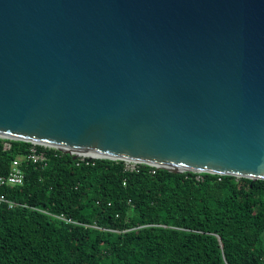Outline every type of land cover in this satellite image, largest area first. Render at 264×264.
<instances>
[{"label":"water","instance_id":"obj_1","mask_svg":"<svg viewBox=\"0 0 264 264\" xmlns=\"http://www.w3.org/2000/svg\"><path fill=\"white\" fill-rule=\"evenodd\" d=\"M0 138L264 180V0H0Z\"/></svg>","mask_w":264,"mask_h":264},{"label":"trees","instance_id":"obj_2","mask_svg":"<svg viewBox=\"0 0 264 264\" xmlns=\"http://www.w3.org/2000/svg\"><path fill=\"white\" fill-rule=\"evenodd\" d=\"M4 141L0 175L31 146ZM21 169L0 185V264H264V180L62 152Z\"/></svg>","mask_w":264,"mask_h":264},{"label":"built area","instance_id":"obj_3","mask_svg":"<svg viewBox=\"0 0 264 264\" xmlns=\"http://www.w3.org/2000/svg\"><path fill=\"white\" fill-rule=\"evenodd\" d=\"M4 139V138H0ZM3 143V150H9L10 149V139H4ZM52 152L54 155L57 152H61L59 149L53 146L44 145V144H37V143H31V146L26 150V152L22 156H17L11 161V167L10 171L6 175H0V185H8V186H14V185H21L24 180V174L21 169V163L23 161H30L32 163H35L40 166H45L47 164L48 159V153ZM63 153V152H62ZM74 154V153H71ZM77 158L81 161L85 159H100V158H89V157H81L77 155ZM141 163H135V162H125V170L127 171H134L137 170V167ZM149 166V165H148ZM154 167V166H151ZM156 168V167H154ZM151 172H153L151 170ZM200 174V173H197ZM196 179H200V175L196 177ZM0 203H5L8 205V207H14L16 204L8 199L2 194H0Z\"/></svg>","mask_w":264,"mask_h":264},{"label":"bare ground","instance_id":"obj_4","mask_svg":"<svg viewBox=\"0 0 264 264\" xmlns=\"http://www.w3.org/2000/svg\"><path fill=\"white\" fill-rule=\"evenodd\" d=\"M73 153L76 154V155H79V156H81V157H93V158H98V157H100V156L88 155V154L81 153V152H77V151H73ZM111 158H113V157H111ZM179 169H180V170H184V169H181V168H179Z\"/></svg>","mask_w":264,"mask_h":264}]
</instances>
